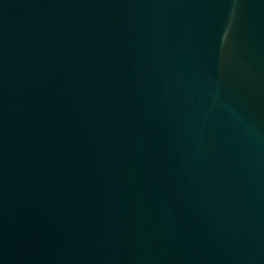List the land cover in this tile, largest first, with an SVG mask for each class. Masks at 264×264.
<instances>
[{"label": "water", "instance_id": "water-1", "mask_svg": "<svg viewBox=\"0 0 264 264\" xmlns=\"http://www.w3.org/2000/svg\"><path fill=\"white\" fill-rule=\"evenodd\" d=\"M0 264H264V0H0Z\"/></svg>", "mask_w": 264, "mask_h": 264}]
</instances>
